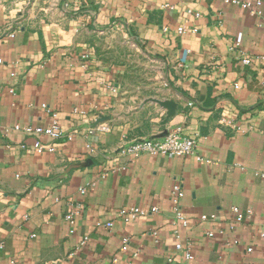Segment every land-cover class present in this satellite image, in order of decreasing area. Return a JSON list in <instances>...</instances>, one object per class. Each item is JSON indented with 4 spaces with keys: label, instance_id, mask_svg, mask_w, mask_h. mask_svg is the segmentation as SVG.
<instances>
[{
    "label": "crops",
    "instance_id": "crops-1",
    "mask_svg": "<svg viewBox=\"0 0 264 264\" xmlns=\"http://www.w3.org/2000/svg\"><path fill=\"white\" fill-rule=\"evenodd\" d=\"M54 117L59 139L15 129ZM176 126L204 161L125 152ZM0 264H264L260 19L226 0H0Z\"/></svg>",
    "mask_w": 264,
    "mask_h": 264
},
{
    "label": "built area",
    "instance_id": "built-area-1",
    "mask_svg": "<svg viewBox=\"0 0 264 264\" xmlns=\"http://www.w3.org/2000/svg\"><path fill=\"white\" fill-rule=\"evenodd\" d=\"M227 3L240 4L243 8L248 9L253 15L260 19V24L264 25V17L262 16L261 7L263 6V0H255L254 2H241L239 0H226ZM179 33H183L182 30ZM241 38L238 37L236 42L231 47V50H235L239 47ZM263 57V56H262ZM261 58V57H259ZM257 59V57H255ZM241 60L244 64L250 65L253 62V57L244 55L241 57ZM46 107V105H44ZM55 116V115H54ZM16 130H20L25 134H45L50 136L53 139H59L63 136L64 132L61 127L59 120L54 117L51 124L46 127H40L35 125H25L15 126ZM97 130V129H95ZM94 132V130H91ZM125 152L131 155L133 158H138L144 154L151 156H159V155H178V156H195L199 161H204L205 159L198 154V143L197 140L193 137L185 133V130L182 126H176L172 129L167 130V132L161 138H147L141 139L133 142L129 146L126 147ZM181 184L177 183L173 186L171 191V197L176 204L175 213L176 218L180 221L184 226L189 224V220L183 214V212L178 207V202L182 197L181 192ZM235 213V220L240 222L244 214L239 211L237 208H233ZM77 213V211H71L67 216V220L71 223L74 222L73 216ZM120 215L124 217L127 221L136 219L140 216L146 215V211L138 208L132 207L128 210H124L120 212ZM215 217V215L207 216L202 215L201 218L203 220H211ZM106 225L108 227L112 226V222H107ZM209 236H213V233H209ZM88 237L84 238L83 244L86 243ZM182 245L178 244L177 249H182ZM251 250V249H248ZM185 256L187 259L193 258L192 252L190 249L185 251Z\"/></svg>",
    "mask_w": 264,
    "mask_h": 264
},
{
    "label": "rangeland",
    "instance_id": "rangeland-1",
    "mask_svg": "<svg viewBox=\"0 0 264 264\" xmlns=\"http://www.w3.org/2000/svg\"><path fill=\"white\" fill-rule=\"evenodd\" d=\"M116 48L117 49L114 48L111 50L112 52L109 56V61L120 66L127 65V67L131 69V72L127 76L129 83L135 85L147 83V80L145 79L146 77L144 76L143 72H141V70H144L145 67L139 63V60L133 57L131 62H127V60H124L123 47L117 46Z\"/></svg>",
    "mask_w": 264,
    "mask_h": 264
}]
</instances>
